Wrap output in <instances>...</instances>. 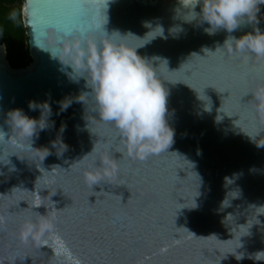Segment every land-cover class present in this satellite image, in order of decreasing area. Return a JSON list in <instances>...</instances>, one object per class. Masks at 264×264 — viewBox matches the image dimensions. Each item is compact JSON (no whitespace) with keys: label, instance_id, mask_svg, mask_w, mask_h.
Segmentation results:
<instances>
[{"label":"water","instance_id":"water-1","mask_svg":"<svg viewBox=\"0 0 264 264\" xmlns=\"http://www.w3.org/2000/svg\"><path fill=\"white\" fill-rule=\"evenodd\" d=\"M186 14L180 0L25 1L32 63L14 69L0 40V129L10 139L0 143V264H264L248 258L264 252V59L225 45L264 31V13L215 35ZM109 38L160 58L175 130L167 151L145 155L147 142L133 146L100 118L90 61ZM49 94L55 127L32 144L51 150L43 160L19 149L8 113L39 119L28 103ZM62 124L61 156L52 141Z\"/></svg>","mask_w":264,"mask_h":264},{"label":"clouds","instance_id":"clouds-1","mask_svg":"<svg viewBox=\"0 0 264 264\" xmlns=\"http://www.w3.org/2000/svg\"><path fill=\"white\" fill-rule=\"evenodd\" d=\"M180 2L187 9L186 15L194 14L193 19L185 20L186 22H197L200 16L204 17L200 23L206 22L210 25L205 28L208 35H215L220 30L233 33L245 24L257 25L260 5H264V0H203L202 13H197L195 9L201 4V0ZM12 19H15L14 15ZM174 29L171 30L172 33L181 31L179 29L174 32ZM159 36H163V32ZM229 43H234L235 49L240 53L249 52L264 59V31L259 28L239 39L230 35L225 45ZM139 48L109 38L101 51L97 52L95 48L92 50L90 74L100 118L118 128L133 146L147 142L148 147L144 152L145 155H151L170 148L174 142L175 130L168 123L169 90L154 66L155 61L160 58L142 57L138 54ZM57 103L59 112L56 115H60L72 105L73 98L65 97ZM28 108L32 112L39 110V119L28 116L21 108H16L9 111L8 123L17 138L19 149L26 152H44V160L51 154V150L35 149L32 144L33 138H39L41 132L55 127V121L51 119L53 109L50 94L49 99L43 102L29 101ZM206 110L210 112L211 108ZM66 128L67 125L62 124L61 135L52 141V148L57 149V155L62 156L69 150V145L63 141L62 136ZM6 135L0 129V143L9 142ZM258 146L264 145L258 143ZM60 148L63 149L62 153L58 151ZM87 179L97 183L101 177L89 175ZM261 256H264V252L249 255L248 258L264 261ZM235 257L238 261L245 258L243 254H235Z\"/></svg>","mask_w":264,"mask_h":264},{"label":"trees","instance_id":"trees-1","mask_svg":"<svg viewBox=\"0 0 264 264\" xmlns=\"http://www.w3.org/2000/svg\"><path fill=\"white\" fill-rule=\"evenodd\" d=\"M26 0H0V40L8 49L9 61L14 69L28 67L32 60L29 53V37L23 22ZM264 13V5H260ZM15 19H12V16Z\"/></svg>","mask_w":264,"mask_h":264}]
</instances>
